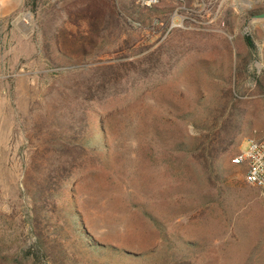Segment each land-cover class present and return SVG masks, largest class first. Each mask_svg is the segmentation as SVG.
<instances>
[{"label":"rangeland","instance_id":"obj_1","mask_svg":"<svg viewBox=\"0 0 264 264\" xmlns=\"http://www.w3.org/2000/svg\"><path fill=\"white\" fill-rule=\"evenodd\" d=\"M263 11L26 0L0 18V264H264V196L232 164L264 135ZM35 203L60 245L44 262Z\"/></svg>","mask_w":264,"mask_h":264},{"label":"built area","instance_id":"obj_2","mask_svg":"<svg viewBox=\"0 0 264 264\" xmlns=\"http://www.w3.org/2000/svg\"><path fill=\"white\" fill-rule=\"evenodd\" d=\"M162 0H138V4L146 9L160 5ZM180 17V16H179ZM176 26H180L179 18H175ZM247 148L232 159V164L245 170V182L258 189L264 196V136H252L247 141Z\"/></svg>","mask_w":264,"mask_h":264},{"label":"trees","instance_id":"obj_3","mask_svg":"<svg viewBox=\"0 0 264 264\" xmlns=\"http://www.w3.org/2000/svg\"><path fill=\"white\" fill-rule=\"evenodd\" d=\"M31 1L33 6H36L39 0H27ZM247 45L250 48H254L253 42L250 38H247ZM74 140L78 138L77 135L74 136ZM76 142V141H75ZM69 143L73 144L72 141H69ZM70 145V144H69ZM44 208H41L39 203H35L33 211H34V225L33 230L35 231V245L34 249L37 254V259L40 262L46 261V259L49 257V254H54L55 251H57L60 247V245L57 243V241H50L49 232H50V219L46 218L44 216ZM44 224L45 226H42ZM15 264H21V260L19 257L16 259H13Z\"/></svg>","mask_w":264,"mask_h":264},{"label":"crops","instance_id":"obj_4","mask_svg":"<svg viewBox=\"0 0 264 264\" xmlns=\"http://www.w3.org/2000/svg\"><path fill=\"white\" fill-rule=\"evenodd\" d=\"M25 4L26 0H0V18L4 19L21 12L24 9ZM252 136L261 137L264 135L256 133Z\"/></svg>","mask_w":264,"mask_h":264},{"label":"water","instance_id":"obj_5","mask_svg":"<svg viewBox=\"0 0 264 264\" xmlns=\"http://www.w3.org/2000/svg\"><path fill=\"white\" fill-rule=\"evenodd\" d=\"M264 2V0H263ZM255 21H264V11L253 16Z\"/></svg>","mask_w":264,"mask_h":264},{"label":"bare ground","instance_id":"obj_6","mask_svg":"<svg viewBox=\"0 0 264 264\" xmlns=\"http://www.w3.org/2000/svg\"><path fill=\"white\" fill-rule=\"evenodd\" d=\"M29 20H30V17H29V16H26V17H25V23H26V24H29Z\"/></svg>","mask_w":264,"mask_h":264}]
</instances>
